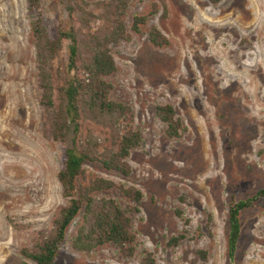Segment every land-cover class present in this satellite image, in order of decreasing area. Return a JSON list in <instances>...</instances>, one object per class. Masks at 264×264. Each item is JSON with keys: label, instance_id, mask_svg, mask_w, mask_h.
Returning <instances> with one entry per match:
<instances>
[{"label": "rangeland", "instance_id": "obj_1", "mask_svg": "<svg viewBox=\"0 0 264 264\" xmlns=\"http://www.w3.org/2000/svg\"><path fill=\"white\" fill-rule=\"evenodd\" d=\"M97 1L87 0L93 7ZM67 3L39 1L50 35L66 19ZM134 15H147V24L111 46L117 69L107 80L111 98L130 107L142 141L127 158V177L99 165L86 168L91 178L142 192L138 212L129 211L135 252L125 256L113 244L74 250L79 214L53 264H141L145 252L155 264H230L229 205L264 189V0H132L128 28ZM33 18L28 0H0V264L31 248L66 205L57 172L69 141L43 135ZM151 25L168 45L148 41ZM164 104L181 120L179 138L165 135L155 113ZM98 196L130 210L117 188ZM241 225L231 264H264V198L242 212ZM183 230L188 239L169 247V239ZM197 249L207 252L206 261Z\"/></svg>", "mask_w": 264, "mask_h": 264}, {"label": "trees", "instance_id": "obj_2", "mask_svg": "<svg viewBox=\"0 0 264 264\" xmlns=\"http://www.w3.org/2000/svg\"><path fill=\"white\" fill-rule=\"evenodd\" d=\"M39 1L28 0V9L34 13L30 29L36 83L44 116L43 135L53 141H69L57 172L66 205L59 210L52 228L41 232L31 248H22L10 264H53L69 226L79 214L82 222L72 241L74 250L90 252L113 244L125 256H132L136 240L129 211L138 212L142 192L104 177L91 178L86 166L99 165L124 177L130 174L127 158L140 146L142 137L134 127L130 107L111 98L112 84L107 78L117 69L111 46L128 40L131 33H139L148 16L134 15L128 28L125 14L132 0H99L94 7L87 0H68L66 19L58 21L55 34L50 35L43 24ZM147 36L155 47L169 43L154 25L149 26ZM155 113L165 125V135L179 138L182 124L174 108L158 105ZM112 188H117L130 202V210L123 209L114 198L98 196ZM262 198L264 189L229 205L226 252L230 264L241 237V214ZM176 213L181 215L180 211ZM184 221L187 225L188 220ZM211 221L208 214V230ZM187 239V231L183 230L172 236L167 245L175 247ZM195 254L200 260H207L205 250L197 249ZM141 264H155L153 255L145 252Z\"/></svg>", "mask_w": 264, "mask_h": 264}]
</instances>
